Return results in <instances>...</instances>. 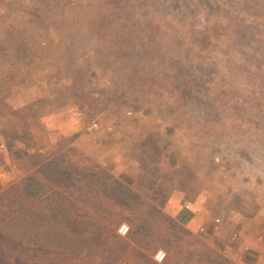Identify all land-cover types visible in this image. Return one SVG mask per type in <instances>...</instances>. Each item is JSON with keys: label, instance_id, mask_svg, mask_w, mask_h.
Returning <instances> with one entry per match:
<instances>
[{"label": "rangeland", "instance_id": "1", "mask_svg": "<svg viewBox=\"0 0 264 264\" xmlns=\"http://www.w3.org/2000/svg\"><path fill=\"white\" fill-rule=\"evenodd\" d=\"M30 91L36 106L2 104ZM0 99V153L6 144L18 161L36 145L121 180L85 154L100 140L88 132L98 121L113 154L140 165L130 187L145 202L125 210L79 182L64 195L87 220L71 225L92 255L23 244L0 248V264H152L160 251L186 264L200 250L237 264L244 241L264 245V0H0ZM31 174L45 180L39 166ZM12 186L0 185L5 231L47 241L45 226L18 222L26 197ZM190 186L210 213L196 231L167 206L168 192ZM52 209L35 210L50 218Z\"/></svg>", "mask_w": 264, "mask_h": 264}, {"label": "trees", "instance_id": "2", "mask_svg": "<svg viewBox=\"0 0 264 264\" xmlns=\"http://www.w3.org/2000/svg\"><path fill=\"white\" fill-rule=\"evenodd\" d=\"M69 165L70 163L64 161L62 156L54 157L48 162L39 165L42 172L46 174L45 180H41L31 174L10 188L13 191L11 193H16L21 189V195L23 194L26 197V200L23 201L24 203L17 205V207L20 211L19 216L27 218L19 217L18 222L23 224L27 219H30L33 223H39L40 226H45L46 233L44 236L48 240L41 242L39 238L42 235L35 233L34 238L38 241L32 242V239L28 238L30 242L24 243L25 241L22 239L25 238V234L5 231L6 227L9 226V221H6L4 212L0 211V248H5L8 250L6 252L9 253L14 245L28 244L29 246L40 247L43 251L53 249L57 253H64L73 257H80L83 254L92 255L90 250L87 249V247L94 248L91 241L89 239H83V234L76 233L71 225L72 221L81 222L87 220L74 212L78 210V202L73 204L69 203V207L64 195L66 190L77 186L79 182L84 183V189L82 186H79V188L76 187L77 191L83 189L98 192L110 200H116L118 205L125 210L145 204L142 196L135 189L111 173L96 167L90 168L85 166L84 168H79L73 165L71 168ZM72 169L76 171L75 174L70 173ZM80 172H82L81 175ZM11 193L7 192L6 195ZM46 202L47 205L53 203L54 209L52 210L54 212H52L50 218L46 213L35 210L40 204L43 206ZM165 219L171 221V225H174V227H178L180 230L183 229L184 232H187V230L178 226L169 217ZM169 242L167 241V243ZM137 245H140V243L137 242ZM186 257V264H233L227 258L219 256L212 257L210 253L202 252L201 250L198 253L187 251ZM168 263L166 259L162 264ZM152 264L158 263L154 262Z\"/></svg>", "mask_w": 264, "mask_h": 264}, {"label": "crops", "instance_id": "3", "mask_svg": "<svg viewBox=\"0 0 264 264\" xmlns=\"http://www.w3.org/2000/svg\"><path fill=\"white\" fill-rule=\"evenodd\" d=\"M38 99L39 96L36 92H14L9 100H5V103L2 104L6 105L10 111L18 113L21 109L36 106ZM2 104L0 103V106ZM78 110V108L75 109V111ZM90 134L95 137V140H99V138L100 140L98 144H92L89 147L90 149H85V154L89 157H91L92 153L98 154L96 161L109 162L110 167H112L110 168V172L116 174L129 186H135L142 173L140 165H137L134 161L128 162V159L127 161L124 160L120 154L114 155L112 152L115 150L114 145L111 143V140L104 139V137L101 138L102 134H98V132ZM3 139L6 140L4 134ZM80 146L82 145L79 142L78 147L80 148ZM1 147H4L3 152L0 153V185L3 188L20 182L27 175L33 173L37 166L48 162L54 157V155L50 156L46 153L48 148L40 150L36 145H31L23 147L22 158H19L17 161L6 144H2ZM19 161H23L24 163L20 164L21 162ZM166 198L167 206H169L168 209H173L170 214L193 231L199 230L210 218L207 208L205 207V210L202 209L204 205L203 196L193 186L186 188L174 187L171 192L166 194ZM255 246L253 248L252 243L244 241L242 251L238 254L239 259H236L237 264H264V245L259 244Z\"/></svg>", "mask_w": 264, "mask_h": 264}, {"label": "built area", "instance_id": "4", "mask_svg": "<svg viewBox=\"0 0 264 264\" xmlns=\"http://www.w3.org/2000/svg\"><path fill=\"white\" fill-rule=\"evenodd\" d=\"M128 116H131V117L134 116L135 118H138V119H141V120L146 118L145 113H143L142 111H135V112L134 111H129L128 112ZM100 131H102V127H101V125H100V123L98 121H94L88 127V132L89 133L95 134V133L100 132ZM217 161L220 162L219 159ZM223 169L226 170V168H223ZM217 222H219V221H217ZM128 232H129V227L127 225H123L119 229V234L122 235V236H126L128 234ZM238 237H239V234H235L234 235L235 239H237ZM165 258H166V254L163 251L158 252L156 254V256H155V260L159 264H162L164 262Z\"/></svg>", "mask_w": 264, "mask_h": 264}]
</instances>
